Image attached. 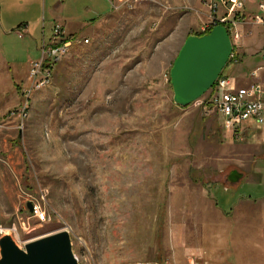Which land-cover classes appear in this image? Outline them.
<instances>
[{"label":"rangeland","instance_id":"374dc122","mask_svg":"<svg viewBox=\"0 0 264 264\" xmlns=\"http://www.w3.org/2000/svg\"><path fill=\"white\" fill-rule=\"evenodd\" d=\"M91 1L76 10L89 16ZM161 1L113 5L100 26L75 34L79 42L46 86L28 94L29 80L17 87L21 101L9 111L27 101L22 122L0 116V223L14 229L20 248L66 231L79 264H192L205 261V239L220 252L223 233L242 228L257 234L250 250L264 264V128L234 137L200 106L205 93L186 107L174 104L171 65L188 35L207 31L188 1ZM50 2L38 0V13ZM259 2L244 0L243 52L224 75L239 79L258 63L264 29L249 14H262ZM31 3L18 19L33 20ZM7 45L17 72L40 56L15 32ZM232 169L243 176L230 186ZM240 198L252 201L244 203L247 221L214 214ZM28 203L39 204L44 219Z\"/></svg>","mask_w":264,"mask_h":264},{"label":"built area","instance_id":"2783aa9c","mask_svg":"<svg viewBox=\"0 0 264 264\" xmlns=\"http://www.w3.org/2000/svg\"><path fill=\"white\" fill-rule=\"evenodd\" d=\"M129 0H125L128 2ZM135 1V0H133ZM148 1V0H145ZM202 4L208 7L210 15L208 21L203 24L202 30L207 32L216 25H223L229 35L232 51L230 62L239 61L243 47V24L247 23L244 0H201ZM124 4V1L123 3ZM258 9L262 14H249V19L264 29V3H258ZM19 36L23 29H19ZM206 32V33H207ZM80 39L66 36L63 28L59 24H54L51 35L44 40L39 50L40 56L30 62L28 68V78L30 89L25 90L28 94L42 83H49L55 65L66 57L74 43ZM87 43L88 39H82ZM261 61L250 71L240 77L220 74L212 87L198 100L204 112L216 114L220 125L226 132L236 138L242 132L264 125V33L263 45L261 47ZM243 81V84L239 83ZM8 111L6 118L22 122L25 119L24 106ZM33 215L44 219V212L37 203L32 204ZM14 230L12 227H5L0 223V235L5 231ZM133 264H160L152 261H136ZM192 264H212L206 261Z\"/></svg>","mask_w":264,"mask_h":264},{"label":"crops","instance_id":"0c3cea01","mask_svg":"<svg viewBox=\"0 0 264 264\" xmlns=\"http://www.w3.org/2000/svg\"><path fill=\"white\" fill-rule=\"evenodd\" d=\"M30 1L31 0H0V116H3L11 108L20 103L21 93L20 89L17 87L22 85L23 82L29 80L28 68L31 60L28 58L25 63H22L24 66L23 71L17 72L15 67L9 64L7 55H5L6 51L9 49L7 42L10 34L13 32L18 34V30L23 29L21 37L27 39V42L29 43H34L39 51L44 40L50 37L54 24H59L63 28L66 36L75 37V34L84 28L87 29L100 26L102 21L107 20L113 13H115L116 9L114 10L113 5H122L124 0H92L90 3L91 6L88 7L89 16H87L85 12H82L83 8L81 7L76 10L78 5L84 6V4L87 3V0H51L48 7H43L42 14L38 13L39 11L36 6L38 0H32L35 1V4L31 3L30 5L36 6V15L33 20L26 22L23 18L18 19L23 11H28L26 7ZM73 1L75 6H73ZM159 1L163 3L161 0ZM187 1L196 14L195 17L199 19V24L206 23L208 21V16L210 15L208 7L204 6L201 0H186V2ZM174 2H177V0H174ZM180 5L181 4L179 3V6ZM47 24L50 25V31L48 34H45ZM258 32H261V39L256 51L257 54L253 51L250 55L255 53L256 55L254 57L259 63L261 61L260 54L263 45V31H261V27H259ZM242 52L243 50H241V54ZM261 127L264 128V125ZM238 182L239 180L234 184H230V186L235 185ZM247 202L252 201L250 199L240 198L235 204L230 206L229 210H223L216 207L217 209L214 214L233 215V217H235L234 219L238 222L247 221L249 218L248 216L252 215V213L249 214L248 209L246 208L247 205L244 207V203ZM201 215L207 214L202 213ZM206 237L207 236H205V238ZM223 237L221 243L222 249L220 252L217 250L218 248L214 246V243L210 246V240L208 241L205 239V246L200 249L199 256L206 261L204 258L206 254L208 256L207 261L214 263L262 264L258 260L259 256H253V251L250 250L252 240L254 238L258 239L257 234L240 228L233 230L231 236L228 235L227 232L223 233ZM230 239L232 245L229 247L226 246L228 245L226 242Z\"/></svg>","mask_w":264,"mask_h":264},{"label":"water","instance_id":"95a60500","mask_svg":"<svg viewBox=\"0 0 264 264\" xmlns=\"http://www.w3.org/2000/svg\"><path fill=\"white\" fill-rule=\"evenodd\" d=\"M231 51L232 44L223 25L201 35H188L169 70L174 104L186 107L206 93L226 66ZM241 177V172L232 169L226 180L234 184ZM28 208L31 210V203ZM6 232L0 236V264H79L66 231L33 239L23 249Z\"/></svg>","mask_w":264,"mask_h":264},{"label":"bare ground","instance_id":"6f19581e","mask_svg":"<svg viewBox=\"0 0 264 264\" xmlns=\"http://www.w3.org/2000/svg\"><path fill=\"white\" fill-rule=\"evenodd\" d=\"M48 83H42L41 85H40V87H36V88H34V90H37V89H40V88H43L44 86H46ZM26 109L24 108V111H25Z\"/></svg>","mask_w":264,"mask_h":264},{"label":"trees","instance_id":"16d2710c","mask_svg":"<svg viewBox=\"0 0 264 264\" xmlns=\"http://www.w3.org/2000/svg\"><path fill=\"white\" fill-rule=\"evenodd\" d=\"M202 34H204V33H202ZM201 35V34H200ZM73 38H74V36H72ZM222 74V73H221Z\"/></svg>","mask_w":264,"mask_h":264},{"label":"flooded vegetation","instance_id":"af4514ba","mask_svg":"<svg viewBox=\"0 0 264 264\" xmlns=\"http://www.w3.org/2000/svg\"><path fill=\"white\" fill-rule=\"evenodd\" d=\"M230 171H231V170H230ZM230 171H229V172H230Z\"/></svg>","mask_w":264,"mask_h":264}]
</instances>
